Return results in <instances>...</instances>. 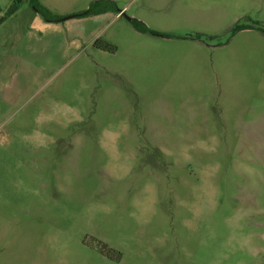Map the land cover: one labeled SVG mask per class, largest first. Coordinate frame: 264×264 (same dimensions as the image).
<instances>
[{
    "label": "rangeland",
    "instance_id": "374dc122",
    "mask_svg": "<svg viewBox=\"0 0 264 264\" xmlns=\"http://www.w3.org/2000/svg\"><path fill=\"white\" fill-rule=\"evenodd\" d=\"M12 1L0 264H264V0Z\"/></svg>",
    "mask_w": 264,
    "mask_h": 264
},
{
    "label": "trees",
    "instance_id": "16d2710c",
    "mask_svg": "<svg viewBox=\"0 0 264 264\" xmlns=\"http://www.w3.org/2000/svg\"><path fill=\"white\" fill-rule=\"evenodd\" d=\"M21 0H13L12 3L7 7L6 9V14L10 15L14 13L19 7H20ZM29 4L32 6V8L40 14L45 20L48 21H55L57 20L60 16L53 14L46 6L41 4L39 0H29ZM120 11L121 9L116 8L115 2L113 0H93L91 1L87 8L73 14V16H84V15H90V14H98V13H103L106 11ZM130 23L132 26L140 31V32H148L151 31L145 23H143L141 20L136 19V18H130ZM239 27V26H237ZM246 26H242L240 28H244ZM251 27V26H250ZM257 30H259L263 35H264V26H257ZM94 45L97 48L103 49V50H114L113 46L109 45H101L98 42H95Z\"/></svg>",
    "mask_w": 264,
    "mask_h": 264
},
{
    "label": "crops",
    "instance_id": "0c3cea01",
    "mask_svg": "<svg viewBox=\"0 0 264 264\" xmlns=\"http://www.w3.org/2000/svg\"><path fill=\"white\" fill-rule=\"evenodd\" d=\"M40 2V1H39ZM41 4H43L44 6H46L48 9L51 7L48 3H46L45 1L41 0L40 2ZM89 4V3H88ZM50 10V9H49ZM68 11L63 12V14H68ZM71 13V11H70ZM260 32V31H259Z\"/></svg>",
    "mask_w": 264,
    "mask_h": 264
},
{
    "label": "water",
    "instance_id": "95a60500",
    "mask_svg": "<svg viewBox=\"0 0 264 264\" xmlns=\"http://www.w3.org/2000/svg\"><path fill=\"white\" fill-rule=\"evenodd\" d=\"M65 17H67V16H65ZM65 17H63V18H65ZM62 19V18H61ZM127 19H129L130 20V17H127Z\"/></svg>",
    "mask_w": 264,
    "mask_h": 264
}]
</instances>
